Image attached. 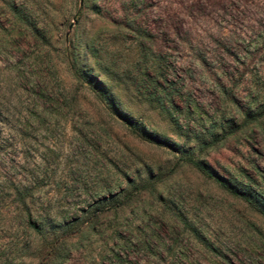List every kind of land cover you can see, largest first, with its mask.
I'll use <instances>...</instances> for the list:
<instances>
[{"label": "rangeland", "instance_id": "rangeland-1", "mask_svg": "<svg viewBox=\"0 0 264 264\" xmlns=\"http://www.w3.org/2000/svg\"><path fill=\"white\" fill-rule=\"evenodd\" d=\"M217 176L264 191V0H0V264H264V215Z\"/></svg>", "mask_w": 264, "mask_h": 264}, {"label": "trees", "instance_id": "trees-1", "mask_svg": "<svg viewBox=\"0 0 264 264\" xmlns=\"http://www.w3.org/2000/svg\"><path fill=\"white\" fill-rule=\"evenodd\" d=\"M14 11L16 13V16L18 19L26 24L29 25L32 29L35 30V26H31L25 18L21 15V12L16 10L14 8ZM78 76L79 79L82 81L87 82L88 84L95 85L96 89L101 96V98L109 104L112 108L116 109L118 108V102L116 100L115 95L111 91V89L103 83H96L93 81L91 75L89 73H86L83 69H78ZM173 93V92H172ZM173 94H170V92H167V90L164 89L163 86L160 87V84L155 87V93L151 94L152 100L156 101L164 110L167 109L166 105H173L174 100L172 98ZM126 117V116H125ZM255 120L259 121V118H254ZM126 120H128L130 127L135 131L140 133V135H143L145 137H151L148 130L140 125L138 122L133 121L129 117H126ZM211 135H214V132H211ZM157 140H160V138H156ZM182 153H185V150H181ZM185 160L195 166L197 169L203 171L204 173H207L211 176H215L210 172L209 167L206 163H204L202 160L197 159L193 156L191 153H187L185 156ZM216 180L219 181L228 191H230L232 194L243 198L245 201H247L254 209L259 211L264 215V191L259 190L256 188L255 184L253 183L252 178H249L248 182H237L232 180H226L221 179V177H216ZM13 198L11 200L12 203H17L18 206H20L23 210V212L27 211V227L29 229H32L36 231L39 234H44V228H43V220H33L32 215L29 213L28 210V201L30 198L33 197L34 191L30 186L27 185H21V187L15 186L12 190ZM11 193V195H12ZM103 201H109V204L106 205L107 209H114L117 210L118 208L124 207L127 204L126 198L121 196V192L112 194L110 198H103L98 201V205L94 208V211L96 210H103ZM42 221V222H41ZM56 227V225L54 224ZM58 227L65 228V225L57 224Z\"/></svg>", "mask_w": 264, "mask_h": 264}]
</instances>
